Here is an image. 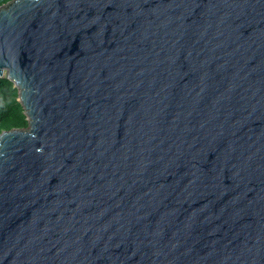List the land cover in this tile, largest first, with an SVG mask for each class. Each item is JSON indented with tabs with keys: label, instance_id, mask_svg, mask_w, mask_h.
<instances>
[{
	"label": "water",
	"instance_id": "water-1",
	"mask_svg": "<svg viewBox=\"0 0 264 264\" xmlns=\"http://www.w3.org/2000/svg\"><path fill=\"white\" fill-rule=\"evenodd\" d=\"M0 264H264V0H11Z\"/></svg>",
	"mask_w": 264,
	"mask_h": 264
},
{
	"label": "trees",
	"instance_id": "trees-1",
	"mask_svg": "<svg viewBox=\"0 0 264 264\" xmlns=\"http://www.w3.org/2000/svg\"><path fill=\"white\" fill-rule=\"evenodd\" d=\"M11 0H0V6ZM28 126L27 115L19 101V91L6 76L0 77V134Z\"/></svg>",
	"mask_w": 264,
	"mask_h": 264
}]
</instances>
